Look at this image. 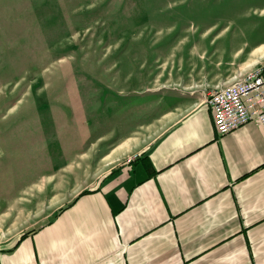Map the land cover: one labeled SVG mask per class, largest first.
<instances>
[{
  "label": "rangeland",
  "instance_id": "1",
  "mask_svg": "<svg viewBox=\"0 0 264 264\" xmlns=\"http://www.w3.org/2000/svg\"><path fill=\"white\" fill-rule=\"evenodd\" d=\"M263 47L264 0H0V251L261 67Z\"/></svg>",
  "mask_w": 264,
  "mask_h": 264
},
{
  "label": "crops",
  "instance_id": "2",
  "mask_svg": "<svg viewBox=\"0 0 264 264\" xmlns=\"http://www.w3.org/2000/svg\"><path fill=\"white\" fill-rule=\"evenodd\" d=\"M61 208L0 264H264V128L201 104Z\"/></svg>",
  "mask_w": 264,
  "mask_h": 264
},
{
  "label": "built area",
  "instance_id": "3",
  "mask_svg": "<svg viewBox=\"0 0 264 264\" xmlns=\"http://www.w3.org/2000/svg\"><path fill=\"white\" fill-rule=\"evenodd\" d=\"M202 104L210 109L219 136L248 122L264 128V63L209 93Z\"/></svg>",
  "mask_w": 264,
  "mask_h": 264
},
{
  "label": "trees",
  "instance_id": "4",
  "mask_svg": "<svg viewBox=\"0 0 264 264\" xmlns=\"http://www.w3.org/2000/svg\"><path fill=\"white\" fill-rule=\"evenodd\" d=\"M138 158V157H137ZM136 158V159H137ZM135 159V160H136ZM87 192H89V191H84V192H82L80 195H83V194H85V193H87ZM79 195V196H80ZM63 208H61L60 210H62ZM35 230L34 229H31V230H28V231H26V232H24L21 236H20V238H19V240H18V242L20 241V240H22L25 236H27V235H29V234H31V233H33ZM17 242V243H18Z\"/></svg>",
  "mask_w": 264,
  "mask_h": 264
},
{
  "label": "bare ground",
  "instance_id": "5",
  "mask_svg": "<svg viewBox=\"0 0 264 264\" xmlns=\"http://www.w3.org/2000/svg\"><path fill=\"white\" fill-rule=\"evenodd\" d=\"M259 48H260V47H259ZM263 48H264V47H263ZM263 48H262V49H263ZM256 50H257V49H256ZM257 51H258V50H257ZM260 51H261V50H260ZM261 67H262V65H261Z\"/></svg>",
  "mask_w": 264,
  "mask_h": 264
}]
</instances>
